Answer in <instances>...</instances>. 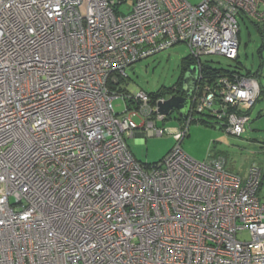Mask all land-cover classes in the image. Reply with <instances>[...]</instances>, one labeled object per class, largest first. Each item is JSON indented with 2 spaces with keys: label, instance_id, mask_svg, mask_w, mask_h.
I'll use <instances>...</instances> for the list:
<instances>
[{
  "label": "built area",
  "instance_id": "built-area-1",
  "mask_svg": "<svg viewBox=\"0 0 264 264\" xmlns=\"http://www.w3.org/2000/svg\"><path fill=\"white\" fill-rule=\"evenodd\" d=\"M125 1L0 0V264H264L263 169L243 179L182 147L195 121L247 131L259 80L208 76L202 58L236 60L238 16L264 24V0H136L120 15ZM180 43L196 60L186 119L159 111L178 87L115 89ZM137 133L175 143L146 165L126 143Z\"/></svg>",
  "mask_w": 264,
  "mask_h": 264
},
{
  "label": "rangeland",
  "instance_id": "rangeland-1",
  "mask_svg": "<svg viewBox=\"0 0 264 264\" xmlns=\"http://www.w3.org/2000/svg\"><path fill=\"white\" fill-rule=\"evenodd\" d=\"M136 0H126L117 7L120 15H127L133 10ZM198 4L202 0H188ZM238 16L240 25L239 60H229L220 55H210L202 58L204 62L231 71L246 72L247 70L259 74V82L264 88V35L248 18ZM190 55V48L184 44H177L167 50L144 58L127 69V91L137 93H157L170 91L180 85L184 60ZM114 109L117 113L124 112L126 106L123 97L114 99ZM176 113V112H175ZM251 121L247 131L241 136L228 134L223 128L216 126L213 119L193 122L189 134L184 140V151L197 161H205L213 157L224 158L226 168L238 173L243 179L248 177L253 164L263 169L264 178V98H260L250 112ZM140 123L139 118H136ZM175 126L173 120L166 122ZM138 132V131H137ZM126 143L142 163L154 164L163 159L173 147L174 139L169 135L163 137L137 138L126 135ZM243 238H248L245 233Z\"/></svg>",
  "mask_w": 264,
  "mask_h": 264
},
{
  "label": "water",
  "instance_id": "water-1",
  "mask_svg": "<svg viewBox=\"0 0 264 264\" xmlns=\"http://www.w3.org/2000/svg\"><path fill=\"white\" fill-rule=\"evenodd\" d=\"M196 85V74L193 69H189L183 77V92L185 95H175L170 97L164 103L159 106V111L168 115L172 110L176 109L183 119L187 118V115L191 106V96Z\"/></svg>",
  "mask_w": 264,
  "mask_h": 264
},
{
  "label": "trees",
  "instance_id": "trees-1",
  "mask_svg": "<svg viewBox=\"0 0 264 264\" xmlns=\"http://www.w3.org/2000/svg\"><path fill=\"white\" fill-rule=\"evenodd\" d=\"M245 18H247V17H243L242 19H245ZM249 20H251V19H249ZM251 22L254 24V25H256V28H257V30L261 33L262 32V30L260 29V28H258V27H260V25L256 22V21H253V20H251ZM262 34V33H261ZM262 35H264V34H262ZM239 57H240V54H239ZM239 57L236 59V61L238 62V60H239ZM196 63V60L195 59H193L192 57H191V55H189V57L188 58H186L185 60H184V64H183V72H182V76H181V79H180V85L178 86V92L180 93V94H184L183 93V77H184V74L188 71V69L193 65V64H195ZM202 71H204V73L206 74V75H208V76H211V77H215V76H217V75H225V74H227V73H230V72H235V71H231V70H227V69H222V68H217V67H215V66H213V65H211L209 62H205L204 63V65L202 66ZM236 72H239V73H242V74H245V75H250V76H254V77H256L258 80H259V78H258V76H259V74H257V72H252V71H250V70H247L246 72H240V71H236ZM260 83V82H259ZM260 86H261V93H262V91H263V87H262V85L260 84ZM114 88V87H113ZM118 89L119 91H121V92H123V91H127V88L125 87V84L124 85H121V87H115V89ZM161 92H163V91H160V92H157V93H149V95H158L159 93H161ZM259 101V100H258ZM146 165H152V164H147V163H145Z\"/></svg>",
  "mask_w": 264,
  "mask_h": 264
},
{
  "label": "crops",
  "instance_id": "crops-1",
  "mask_svg": "<svg viewBox=\"0 0 264 264\" xmlns=\"http://www.w3.org/2000/svg\"><path fill=\"white\" fill-rule=\"evenodd\" d=\"M250 22H251V20H250ZM260 25V27H258V28H260L261 30H262V34H264V24H259ZM256 26V25H255ZM134 137H137V138H143V135L142 134H140V133H137ZM168 153V152H167Z\"/></svg>",
  "mask_w": 264,
  "mask_h": 264
},
{
  "label": "flooded vegetation",
  "instance_id": "flooded-vegetation-1",
  "mask_svg": "<svg viewBox=\"0 0 264 264\" xmlns=\"http://www.w3.org/2000/svg\"><path fill=\"white\" fill-rule=\"evenodd\" d=\"M260 98H264V88H263V91H262V93H261V95L259 97V100H260Z\"/></svg>",
  "mask_w": 264,
  "mask_h": 264
}]
</instances>
